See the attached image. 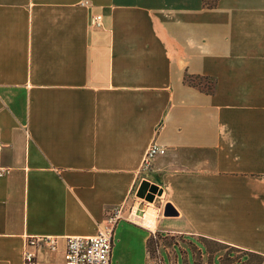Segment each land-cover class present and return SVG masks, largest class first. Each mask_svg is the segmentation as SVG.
I'll use <instances>...</instances> for the list:
<instances>
[{
  "label": "crops",
  "instance_id": "1",
  "mask_svg": "<svg viewBox=\"0 0 264 264\" xmlns=\"http://www.w3.org/2000/svg\"><path fill=\"white\" fill-rule=\"evenodd\" d=\"M119 207L111 264H264V0H0V264Z\"/></svg>",
  "mask_w": 264,
  "mask_h": 264
},
{
  "label": "built area",
  "instance_id": "2",
  "mask_svg": "<svg viewBox=\"0 0 264 264\" xmlns=\"http://www.w3.org/2000/svg\"><path fill=\"white\" fill-rule=\"evenodd\" d=\"M99 21L100 17L97 16L91 24L98 27ZM164 153L163 147L153 143L145 154L143 167L148 168L154 157L164 155ZM122 220H124L122 209L120 207L113 208L107 212L96 235L66 238L63 254L64 264H111L113 235ZM43 246L54 252L57 248L56 239L49 237L27 238L23 252V264H37L35 250Z\"/></svg>",
  "mask_w": 264,
  "mask_h": 264
},
{
  "label": "rangeland",
  "instance_id": "3",
  "mask_svg": "<svg viewBox=\"0 0 264 264\" xmlns=\"http://www.w3.org/2000/svg\"><path fill=\"white\" fill-rule=\"evenodd\" d=\"M216 2V0H204V5H212ZM153 241H157L156 239ZM208 248L210 250V256L208 255L204 258L201 259L199 255L193 254L192 259L186 260L183 259V263L181 264H251L250 260L242 257V254H238L237 251L233 249H228L225 246L215 243V242H207ZM157 246L152 243L149 253H148V264H175V256L169 255L168 259L165 260V263L163 262L164 260L161 259L159 254L157 253ZM216 254V256H221L219 259L213 258V256ZM214 260V263H213ZM179 263V264H180Z\"/></svg>",
  "mask_w": 264,
  "mask_h": 264
},
{
  "label": "water",
  "instance_id": "4",
  "mask_svg": "<svg viewBox=\"0 0 264 264\" xmlns=\"http://www.w3.org/2000/svg\"><path fill=\"white\" fill-rule=\"evenodd\" d=\"M156 194L160 195L158 188L154 185H149L146 182L142 183L137 191L138 197L145 199L148 202H152ZM175 215L176 213L171 206H165L164 216L170 217Z\"/></svg>",
  "mask_w": 264,
  "mask_h": 264
},
{
  "label": "trees",
  "instance_id": "5",
  "mask_svg": "<svg viewBox=\"0 0 264 264\" xmlns=\"http://www.w3.org/2000/svg\"><path fill=\"white\" fill-rule=\"evenodd\" d=\"M188 80V79H187ZM154 242V244L157 246V241L155 242V241H153V238L151 237V238H149L148 239V241H147V250H148V253H149V249H150V247H151V245H152V243Z\"/></svg>",
  "mask_w": 264,
  "mask_h": 264
}]
</instances>
